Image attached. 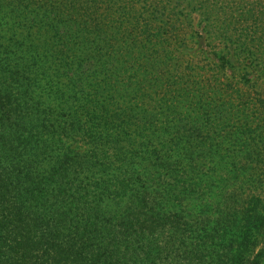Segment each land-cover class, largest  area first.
Wrapping results in <instances>:
<instances>
[{
	"label": "trees",
	"instance_id": "16d2710c",
	"mask_svg": "<svg viewBox=\"0 0 264 264\" xmlns=\"http://www.w3.org/2000/svg\"><path fill=\"white\" fill-rule=\"evenodd\" d=\"M101 3L0 0V264H246L264 238V197L245 199L231 224L212 207L182 208L217 184L193 164L206 114L174 109L171 74L133 5L117 27L106 19L87 33L80 15ZM233 35L221 25L207 40L249 46ZM94 40L101 48H77ZM225 51L205 59L232 65ZM182 136L186 167L171 159Z\"/></svg>",
	"mask_w": 264,
	"mask_h": 264
},
{
	"label": "rangeland",
	"instance_id": "374dc122",
	"mask_svg": "<svg viewBox=\"0 0 264 264\" xmlns=\"http://www.w3.org/2000/svg\"><path fill=\"white\" fill-rule=\"evenodd\" d=\"M102 2L95 16L80 15L89 22L87 33L93 32L96 21L116 19L117 24L112 29L117 27L121 5H133L135 13L143 15L137 16L139 35L149 37L151 49L158 50L161 55L165 74H171L168 97L171 104L175 103L174 109L181 108L184 112L189 109L194 117L198 116L197 111L201 117L206 114L207 127H199L204 130L205 139L194 145L198 152L193 156H196L193 164H206L207 174L199 180L212 179L209 185L217 184L213 191L202 196L197 206H188L193 198L185 197L182 208L199 213L201 209L212 207L210 215L218 214L220 223L223 219L226 224L233 223L229 219L231 216L240 219L248 209L245 199L264 197V0ZM221 25L225 31L236 34L234 39L247 40L249 46L243 50L229 41L226 45L219 39L214 43L208 41ZM87 33L82 34L83 39ZM143 38L141 36L139 41ZM91 42L81 43L77 48H101L94 44L97 41ZM225 49L235 56L232 65L206 61L209 53ZM47 50H52L50 44ZM219 66L227 69L221 71ZM175 118L180 125L189 121L184 114ZM182 139L171 159L186 167L191 158L188 156L191 146L188 139L184 136ZM257 237L255 252L246 264H264V238L260 234Z\"/></svg>",
	"mask_w": 264,
	"mask_h": 264
}]
</instances>
